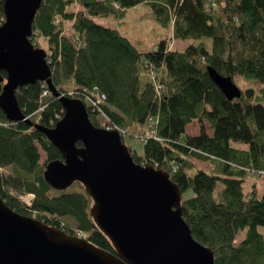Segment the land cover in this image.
Instances as JSON below:
<instances>
[{
  "label": "trees",
  "instance_id": "trees-1",
  "mask_svg": "<svg viewBox=\"0 0 264 264\" xmlns=\"http://www.w3.org/2000/svg\"><path fill=\"white\" fill-rule=\"evenodd\" d=\"M142 2L155 8L175 39L194 42L176 49L166 38L143 51L119 29L92 18L123 17ZM4 4L0 0V24ZM30 41L46 50L57 90L83 100L95 126L105 121L141 139L142 156L127 145L135 161L169 173L183 190V217L194 237L214 250L217 264H264V192L254 186L247 193L243 185L244 176L264 173V0H43ZM209 66L235 83L243 78L260 85L236 83L242 94L229 100L211 80ZM46 87L42 81L20 87L18 100L30 121L53 127L64 107L61 95L41 100ZM88 91L105 94V103L93 106ZM194 120L200 133L190 135L186 127ZM58 159L62 153L44 133L25 121L10 122L0 109L2 199L44 225L90 234L98 227L84 185L59 191L45 180L47 164ZM191 159L209 163L210 172ZM188 190L192 194L185 196ZM25 194L34 195L31 206L20 199ZM240 230L247 232L237 243ZM103 248L116 254L111 242Z\"/></svg>",
  "mask_w": 264,
  "mask_h": 264
},
{
  "label": "water",
  "instance_id": "water-1",
  "mask_svg": "<svg viewBox=\"0 0 264 264\" xmlns=\"http://www.w3.org/2000/svg\"><path fill=\"white\" fill-rule=\"evenodd\" d=\"M43 0H5L0 24V109L10 122L25 121L44 133L62 159L50 161L45 180L65 191L84 185L91 215L116 254L90 240L44 225L11 209L0 196V264H217L214 250L197 240L181 209L183 190L170 174L135 161L119 130L95 126L83 100L61 95L45 49L30 41ZM211 80L234 100L232 77L208 67ZM45 82L64 107L53 127L30 121L20 108V87ZM81 142L83 145L78 146Z\"/></svg>",
  "mask_w": 264,
  "mask_h": 264
},
{
  "label": "rangeland",
  "instance_id": "rangeland-1",
  "mask_svg": "<svg viewBox=\"0 0 264 264\" xmlns=\"http://www.w3.org/2000/svg\"><path fill=\"white\" fill-rule=\"evenodd\" d=\"M159 13L153 8L150 4L146 2H142L132 8H130L125 16L116 17L114 15H110L108 17L103 16H92V18L99 24L111 26L120 30V32L131 39L133 43H135L139 49L143 51H149L157 49L160 42L163 39H169V42L174 40L171 45L175 46L176 49H184L189 44L193 43V39L180 40L175 39L173 37L172 29H168L164 26L158 19L157 16ZM236 83L242 88H255L257 89L260 83L256 80L245 81L243 78H238ZM204 126L206 131L211 135L212 131L210 130L209 125L204 122ZM201 124L194 120L192 123L187 125L186 132L190 135H197L200 133ZM125 144L128 146H133L136 149L138 155H144V143L141 141L139 137L126 135L125 136ZM231 144L238 148H248V145L241 141H231ZM44 156L42 157L41 162H43ZM195 162V164L200 167L206 169L210 172L209 163L200 161L198 159H191ZM11 169L7 167L4 172L11 173ZM244 191L250 192L255 188L257 189L259 195L264 192V173L258 175L256 173L248 174L244 176ZM76 189L75 185H72L69 190L74 191ZM192 194V190H188L185 193V196H190ZM32 195V194H30ZM29 194L21 195L20 199L25 203L24 199H28L31 197ZM34 199V196H33ZM32 199V200H33ZM26 204V203H25ZM259 231L264 235V226L259 227ZM246 230H240L237 238L239 239L242 236H245ZM91 242L103 247L110 240L106 237L98 228H95L90 233Z\"/></svg>",
  "mask_w": 264,
  "mask_h": 264
},
{
  "label": "built area",
  "instance_id": "built-area-1",
  "mask_svg": "<svg viewBox=\"0 0 264 264\" xmlns=\"http://www.w3.org/2000/svg\"><path fill=\"white\" fill-rule=\"evenodd\" d=\"M92 94V95H91ZM49 95H51V91L49 90L48 87H46L43 90V93L41 95V100H43L45 97H48ZM88 100L89 102L96 107H99L101 104H104L106 101V95L103 93H97V92H93V91H88ZM104 115V114H103ZM103 127L108 129V130H119L115 125H113L112 123H108V122H103ZM120 131V130H119ZM123 135H126L125 132L120 131ZM31 197H29L28 199H24L26 205L31 206L32 205V199H33V195H30ZM74 235L78 236L79 238H84L87 240H90V234L81 230V229H76L74 231Z\"/></svg>",
  "mask_w": 264,
  "mask_h": 264
},
{
  "label": "crops",
  "instance_id": "crops-1",
  "mask_svg": "<svg viewBox=\"0 0 264 264\" xmlns=\"http://www.w3.org/2000/svg\"><path fill=\"white\" fill-rule=\"evenodd\" d=\"M7 167H5L3 170H5ZM247 232V231H246ZM246 232H245V236H246ZM245 236H242V237H240L239 239L237 238V243H239V242H241L244 238H245Z\"/></svg>",
  "mask_w": 264,
  "mask_h": 264
},
{
  "label": "bare ground",
  "instance_id": "bare-ground-1",
  "mask_svg": "<svg viewBox=\"0 0 264 264\" xmlns=\"http://www.w3.org/2000/svg\"><path fill=\"white\" fill-rule=\"evenodd\" d=\"M30 195V194H29Z\"/></svg>",
  "mask_w": 264,
  "mask_h": 264
},
{
  "label": "flooded vegetation",
  "instance_id": "flooded-vegetation-1",
  "mask_svg": "<svg viewBox=\"0 0 264 264\" xmlns=\"http://www.w3.org/2000/svg\"><path fill=\"white\" fill-rule=\"evenodd\" d=\"M28 206V205H27Z\"/></svg>",
  "mask_w": 264,
  "mask_h": 264
}]
</instances>
